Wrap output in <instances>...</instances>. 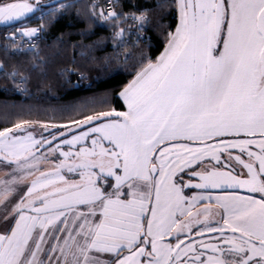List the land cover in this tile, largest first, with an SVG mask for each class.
Listing matches in <instances>:
<instances>
[{
  "label": "snow or ice",
  "instance_id": "6c2138e0",
  "mask_svg": "<svg viewBox=\"0 0 264 264\" xmlns=\"http://www.w3.org/2000/svg\"><path fill=\"white\" fill-rule=\"evenodd\" d=\"M158 7L174 25H157L158 56L140 49L121 109L105 95L64 124L0 129V264H264V0ZM74 8L0 0V23L40 13L39 25L6 35L16 52L17 34L28 38L35 70L45 63L35 41ZM153 11L96 0L76 12L79 34L96 39L73 47L110 44L106 59L130 43L150 48L141 33ZM0 73L27 80L4 60Z\"/></svg>",
  "mask_w": 264,
  "mask_h": 264
},
{
  "label": "trees",
  "instance_id": "16d2710c",
  "mask_svg": "<svg viewBox=\"0 0 264 264\" xmlns=\"http://www.w3.org/2000/svg\"><path fill=\"white\" fill-rule=\"evenodd\" d=\"M95 0H73L76 8L70 14L58 18L45 38L40 41L38 48L43 63L41 68L32 69L34 63L31 52H15L8 48L5 54L4 40H0V60H4L11 70L13 66L19 67L27 77L25 85L29 96L21 97L13 92V80L0 73V129L11 127L19 120H42L56 124H64L69 118H79V112L92 111L98 106L91 103L95 97L109 96L118 109V92L132 79L134 69L139 64L140 49L144 48L148 55L158 56L163 49V36L161 28L157 25H174V13L168 5L171 0H122L129 8L132 4L153 9L152 23L147 26L143 35L151 36V47H145L144 41L139 44L130 43L126 48L120 49L119 59H106L114 49L109 44L103 52L89 53L86 47H73L74 44L88 45L95 36H82L80 30L87 27L81 17L76 15L77 10H86V6ZM63 2V1H61ZM96 2V1H95ZM125 10H128L127 8ZM36 16H30L28 23L39 25L41 21ZM0 26V35L9 27ZM63 34V42L56 37ZM107 30L99 29L97 35H105ZM134 37V36H133ZM133 37L131 38L133 40ZM125 52H131V58L124 60ZM38 95V98L35 96ZM87 105L86 109L81 106Z\"/></svg>",
  "mask_w": 264,
  "mask_h": 264
},
{
  "label": "built area",
  "instance_id": "2783aa9c",
  "mask_svg": "<svg viewBox=\"0 0 264 264\" xmlns=\"http://www.w3.org/2000/svg\"><path fill=\"white\" fill-rule=\"evenodd\" d=\"M99 2L101 3H105L106 0H99ZM16 29H18V27H8L6 28L2 34L0 35V40H4L6 42V44H9V47L11 48L10 46V41L6 39V35L12 31H16ZM143 35V34H141ZM35 39V38H33ZM135 40V37H133V41ZM41 40H37L35 41V43H37V45H39ZM16 43L20 45V51L19 52H22V51H26L27 50V44L30 43V41H28V38H23V40L20 38L19 34H17V38H16ZM11 50L13 52H16L14 49L11 48ZM14 85H13V92L18 95V96H21V97H27L29 96V93L27 91V87L25 85V82H22L21 79L19 77H17L16 81L13 82ZM36 98H38V95L35 96Z\"/></svg>",
  "mask_w": 264,
  "mask_h": 264
},
{
  "label": "rangeland",
  "instance_id": "374dc122",
  "mask_svg": "<svg viewBox=\"0 0 264 264\" xmlns=\"http://www.w3.org/2000/svg\"><path fill=\"white\" fill-rule=\"evenodd\" d=\"M47 1H49V0H41V3L42 4H44V2H47ZM96 1V0H95ZM94 1V2H95ZM3 25H9V24H3V23H0V26H3ZM24 25H26V26H30V27H35V25H32L31 23H28V21L27 20H23V21H21L20 23H15V24H13V26L12 27H21V26H24ZM69 127H70V125H69ZM37 131H39V129H37ZM45 135H47V133H45ZM5 172L3 171V174H4ZM3 208V205H0V209H2Z\"/></svg>",
  "mask_w": 264,
  "mask_h": 264
},
{
  "label": "crops",
  "instance_id": "0c3cea01",
  "mask_svg": "<svg viewBox=\"0 0 264 264\" xmlns=\"http://www.w3.org/2000/svg\"><path fill=\"white\" fill-rule=\"evenodd\" d=\"M29 26V25H28ZM163 50V49H162ZM161 50V51H162ZM159 55V54H158ZM119 93V92H118ZM117 98H118V94H117ZM118 101H119V103L120 104H122V101H120L119 99H118ZM3 171L5 172V169H3L2 167H0V177H3L4 175H5V173L3 174Z\"/></svg>",
  "mask_w": 264,
  "mask_h": 264
},
{
  "label": "water",
  "instance_id": "95a60500",
  "mask_svg": "<svg viewBox=\"0 0 264 264\" xmlns=\"http://www.w3.org/2000/svg\"><path fill=\"white\" fill-rule=\"evenodd\" d=\"M61 1H63V0H61ZM53 2V0H49V1H47V2H44V4H51Z\"/></svg>",
  "mask_w": 264,
  "mask_h": 264
}]
</instances>
